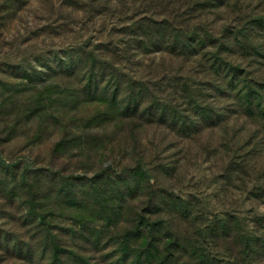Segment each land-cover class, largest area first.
Returning <instances> with one entry per match:
<instances>
[{"label":"trees","instance_id":"obj_1","mask_svg":"<svg viewBox=\"0 0 264 264\" xmlns=\"http://www.w3.org/2000/svg\"><path fill=\"white\" fill-rule=\"evenodd\" d=\"M240 1L0 0V36L36 3L51 14L48 34L82 24L80 40L33 57L48 71L20 74L71 78L58 90L88 111L79 138L103 147L96 172L70 178L33 169L30 157L0 160L1 187L29 194L36 184L40 194L47 184L67 208H82L72 225L46 230L34 199L30 224L46 230L52 255L1 233L0 251L28 264H224L217 253L264 264V17ZM109 128L119 157L104 144ZM206 181L221 208L205 204ZM239 198L263 212L239 217ZM57 229L70 242L51 238Z\"/></svg>","mask_w":264,"mask_h":264},{"label":"rangeland","instance_id":"obj_2","mask_svg":"<svg viewBox=\"0 0 264 264\" xmlns=\"http://www.w3.org/2000/svg\"><path fill=\"white\" fill-rule=\"evenodd\" d=\"M241 1V7L245 13L251 15V18L254 15L264 17V0ZM38 8L40 6L36 3V5L26 8L21 14H17L9 32L6 31L0 36V160L7 167L12 163L25 162L30 157L33 160V169L41 170L52 167L54 174H61L66 178L91 175L97 171L103 147L101 142L96 144L95 142L94 144L84 142L82 144V138H79L83 135L82 130L88 111L85 107L79 106L78 100L71 98L66 93L61 94L58 90V88L69 85L73 80L71 78L57 79L50 76H42L43 80H30L20 74L22 69L48 71L47 65L36 62L33 57L66 48L76 39L80 40L79 33H84L79 29L82 24H70L69 31L64 34L61 32L48 34L45 24L51 14L48 10L40 11ZM100 39L102 41L109 40L106 34L100 36ZM253 69H258V64L255 61ZM90 111L91 116L95 115L98 113V108L92 107ZM115 131L109 128L105 132L106 141L104 144L113 139ZM109 143L113 144L108 147V151L110 152L111 147H114L113 152L116 157H119L121 154L116 150L117 143L111 141L106 144ZM169 161L173 160H167V163ZM196 175L198 178H202L200 172ZM9 178H11L10 181L13 180L11 174ZM203 178L206 177L203 176ZM33 179L31 177L30 181L34 182ZM195 182L197 181L195 180ZM202 183L204 186H200V189L203 192L202 196L206 197L205 204L209 210L221 208L215 202L221 198L213 197V186H210L211 184L207 181L198 184ZM34 187L32 190L29 189L32 193L28 194L27 189L25 192H22L20 188H15L12 191L3 185L0 186V233L2 237L6 235L20 243L28 240H32L34 245L44 243L42 246V251H45L43 255L48 257V255H52V252H50L48 244L47 228L51 230L53 227L51 225L57 223H62L59 227L72 225L74 222L70 217L82 215V208L77 205L67 208L65 199L49 195L52 190L47 184L42 183L40 194L37 192L33 194ZM31 201H34L35 209L38 210L35 211V217L39 218L40 216L49 223L50 226L46 227V230L37 231L30 224L35 220L33 212L28 209L30 208L28 203ZM237 202L236 210L241 218L250 215L256 216L263 212L259 208H252L253 205L245 203L243 198H239ZM219 203L222 205L221 201ZM28 223L29 225L26 226ZM53 234L54 236L50 235L51 238L57 236L59 241L70 242V239L65 237L59 229L55 230ZM78 242L83 243L82 241ZM66 248L62 249L65 253L69 250ZM84 248L90 250L83 253L84 255L88 257L92 255L96 259H101V248L96 252L92 251L88 245H85ZM216 257L224 264L229 262L223 253H217ZM0 264H28V262L0 251ZM36 264H48V262L44 260Z\"/></svg>","mask_w":264,"mask_h":264}]
</instances>
